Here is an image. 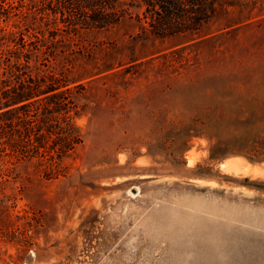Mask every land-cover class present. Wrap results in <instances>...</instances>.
Listing matches in <instances>:
<instances>
[{
  "label": "rangeland",
  "instance_id": "rangeland-1",
  "mask_svg": "<svg viewBox=\"0 0 264 264\" xmlns=\"http://www.w3.org/2000/svg\"><path fill=\"white\" fill-rule=\"evenodd\" d=\"M229 4L145 43L136 9L77 40L57 33L93 45L87 68H130L73 96L69 152L65 114L60 138L45 131L44 97L12 122L32 131L0 142V264H264V0ZM54 65L38 56L30 72Z\"/></svg>",
  "mask_w": 264,
  "mask_h": 264
},
{
  "label": "trees",
  "instance_id": "trees-1",
  "mask_svg": "<svg viewBox=\"0 0 264 264\" xmlns=\"http://www.w3.org/2000/svg\"><path fill=\"white\" fill-rule=\"evenodd\" d=\"M233 1L236 0H0V142L16 140L14 146H18L29 139L30 125L23 120L19 133L12 122L18 115H27L26 108L44 97L46 109L40 115H43L45 131L49 136L60 138L56 130L61 128L54 117L65 114L63 134L67 137L65 151L69 152L74 148L71 137L77 129L73 121L82 106L73 96L86 91L93 79L128 73L130 67L122 68L120 62L87 68L93 62V45L78 49L73 39L57 35L59 31L66 32L67 36L75 35L77 40L79 33L81 36L107 30L128 15L130 9H136L141 13L136 16L140 33L135 40L145 43L196 33L218 14H226ZM21 4L25 9H18ZM21 28L27 34L17 32ZM29 30H38L39 35L33 38ZM29 37L33 39L30 41ZM38 56L56 64L61 72L31 73ZM63 104L66 111L62 109ZM55 142L54 149L60 150V144ZM2 147L6 148L0 143Z\"/></svg>",
  "mask_w": 264,
  "mask_h": 264
},
{
  "label": "bare ground",
  "instance_id": "bare-ground-1",
  "mask_svg": "<svg viewBox=\"0 0 264 264\" xmlns=\"http://www.w3.org/2000/svg\"><path fill=\"white\" fill-rule=\"evenodd\" d=\"M248 167V166H247Z\"/></svg>",
  "mask_w": 264,
  "mask_h": 264
}]
</instances>
